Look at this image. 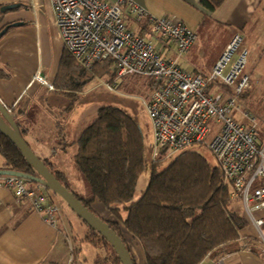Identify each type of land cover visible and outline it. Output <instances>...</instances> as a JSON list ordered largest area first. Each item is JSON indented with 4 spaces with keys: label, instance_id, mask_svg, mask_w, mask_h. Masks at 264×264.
<instances>
[{
    "label": "built area",
    "instance_id": "2783aa9c",
    "mask_svg": "<svg viewBox=\"0 0 264 264\" xmlns=\"http://www.w3.org/2000/svg\"><path fill=\"white\" fill-rule=\"evenodd\" d=\"M50 2L64 50L78 64L88 69L94 63L110 61L115 80L106 84L108 88L126 77H145L149 82L151 91L144 105L152 127L151 146L157 152L154 160L160 151L163 160H170L192 145L204 144L209 123L218 124L219 132L208 149L224 182L231 185L230 200L244 206V218L255 228V244L264 258V215L253 216L264 210V143L258 141L253 117L242 113L247 120L244 125L232 113L240 111L238 94L249 84L247 76L240 73L246 60V53L239 50L242 36L234 35L210 74L190 75L180 68L179 59L196 35L182 23L149 18L144 8L127 0ZM33 81L53 89L39 74ZM221 85L234 93L221 92ZM6 110L13 116L11 108ZM0 188L11 190L17 202L28 204L45 223H56L58 207L47 201L43 190L29 189L23 179L12 175H0ZM245 250L251 252L252 248L248 244ZM213 264L223 263L217 259Z\"/></svg>",
    "mask_w": 264,
    "mask_h": 264
},
{
    "label": "trees",
    "instance_id": "16d2710c",
    "mask_svg": "<svg viewBox=\"0 0 264 264\" xmlns=\"http://www.w3.org/2000/svg\"><path fill=\"white\" fill-rule=\"evenodd\" d=\"M224 1L200 0V5L210 14ZM9 77V72L0 67V80ZM97 78H107L108 84H114L115 74L110 61L94 63L86 69L64 50L52 86L55 93L68 99L67 111L73 108L79 93ZM146 83L148 86L149 82ZM220 88L229 94L234 93L222 85ZM245 90L238 94V99L248 102L250 92ZM19 130L25 140L28 130ZM71 145L76 147L73 156L75 169L91 189L87 200H82L70 190L65 174L54 169L55 165L49 159L38 158L90 211L95 200L107 209L115 220L108 222L110 228L122 239L129 253L121 229L139 243L145 264H199L208 254L215 258L222 256L226 252L224 248L237 242L248 225L246 219L230 207L233 201L229 198L231 185L224 182L220 167L211 166L203 155L189 148L177 153L166 167L157 171L163 156L160 151L151 163L146 189L137 201L131 203L147 165L138 124L118 108H99L96 119L79 133ZM0 156L4 161L1 169L37 176L19 150L1 133ZM28 185L33 188L38 184L31 182ZM45 191L49 192L48 189ZM121 206L126 211L125 217ZM82 224L87 228L82 241L103 252L102 255L98 253L93 262L120 264L109 243Z\"/></svg>",
    "mask_w": 264,
    "mask_h": 264
},
{
    "label": "crops",
    "instance_id": "0c3cea01",
    "mask_svg": "<svg viewBox=\"0 0 264 264\" xmlns=\"http://www.w3.org/2000/svg\"><path fill=\"white\" fill-rule=\"evenodd\" d=\"M127 1L144 8L149 18L180 22L196 35L195 42L179 59L180 68L190 75L208 74L224 52L229 37L235 34L242 36L241 44L247 46L249 53L264 47V0H225L210 14L201 7L200 0ZM7 5L14 7L0 11V29L15 23L21 25L6 30L0 37V67L10 74L8 79L0 80V102L12 109L19 129L28 130L21 125L26 111L18 115L15 108L26 95L33 98L43 93L42 88L46 93H54L52 83L64 46L50 0H0V9ZM209 31L215 34L214 38L228 34V39L215 52H208L204 48ZM201 39L204 40L202 44ZM165 55L171 57L170 53ZM36 74L43 77L53 89L49 90L46 85L33 81ZM64 105L63 109L69 104ZM3 165L4 161L0 158V169ZM25 185L29 189L43 190L47 201L54 203L51 194L43 186L31 188ZM91 206L102 213L106 218L104 221L115 222L98 201L95 200ZM261 213L263 216L264 210ZM66 224L60 215H57L54 225L45 223L41 214L33 211L28 204L17 202L11 190L0 188V264H96L93 260L98 253L103 254L102 249L95 250V257L93 255L89 259L83 256L78 260L81 253L87 252V248L74 245L69 240V224ZM242 231L240 239L225 247L226 252L222 256L215 258L210 254L199 264H213L217 259L222 260L223 264H264V258L258 253L255 244V229L247 225ZM121 233L135 264H145L139 243L123 228ZM248 244L252 248L251 252L245 250Z\"/></svg>",
    "mask_w": 264,
    "mask_h": 264
},
{
    "label": "rangeland",
    "instance_id": "374dc122",
    "mask_svg": "<svg viewBox=\"0 0 264 264\" xmlns=\"http://www.w3.org/2000/svg\"><path fill=\"white\" fill-rule=\"evenodd\" d=\"M214 31L216 32V30ZM214 37L215 34L209 31L207 45L204 44V48H207L208 52H215L220 47V44L228 39V34L224 33L222 37L220 35L216 38ZM233 37H229L230 40L225 48ZM203 41L201 39V44ZM156 48H158L157 45ZM247 49L246 45L241 44L239 50L246 53V60L240 73L242 76L246 75L248 78L249 84L246 89L249 90L250 96L248 102L238 99L240 111L236 112L233 110L232 113L244 125L247 123V120L241 117L242 113H247L253 117L258 141L264 143V47L252 53H249ZM237 53L232 58L230 64L234 62ZM230 64H228L224 73L228 70ZM146 82L147 79L145 77H126L118 79L117 85H112L111 88H108L106 86L109 83L107 78H97L87 85L83 92L79 93L73 108L67 111L63 109V105L69 103L66 97L55 92L46 93L42 88L43 93L38 96L32 98L26 95L18 103L15 112L19 115L21 112L26 111L21 120V125L28 128L29 133L24 135V138L35 155L41 159H49V162L55 165L54 169L63 172L67 178L70 190L76 193L82 200H87L91 196V189L85 179L75 169L73 156L76 153V147L72 146L71 142L76 140L79 133L96 119L99 108L115 107L127 113L138 124L142 132L144 157L147 165V169L138 180L132 203L137 201L146 189L151 174L150 166L157 153L151 146L153 141L152 127L144 105V98L148 95ZM220 91L223 92L225 90L220 88ZM17 119H19V116ZM217 125L215 121L209 123V134L204 144H196L189 147V149L203 155L211 166H216L217 162L208 149V144L219 132ZM0 158L2 157L0 156ZM170 160L161 159L156 170L161 171L169 164ZM24 183L31 184L27 180ZM49 193L52 196L54 204L58 207L57 215H60L63 223L69 224V240L74 245L83 246V248L86 246L87 248V252L84 251V255L81 253L78 260L83 256H87L89 259L93 255L95 257L96 249L82 241V235L87 231L85 225L82 224L81 220L67 207L58 195L51 191ZM129 204H126V206ZM251 205L249 204V206ZM230 207L237 214L243 216L245 213V208L240 201H231ZM90 208L97 216L106 220L102 213L96 210L95 206H90ZM121 213L125 217L126 211L122 209V206ZM253 216L258 218L262 216V213L254 212ZM248 226L253 227L251 223ZM262 230L264 231V227ZM255 233L257 234L256 230ZM88 264L92 263L89 262Z\"/></svg>",
    "mask_w": 264,
    "mask_h": 264
},
{
    "label": "water",
    "instance_id": "95a60500",
    "mask_svg": "<svg viewBox=\"0 0 264 264\" xmlns=\"http://www.w3.org/2000/svg\"><path fill=\"white\" fill-rule=\"evenodd\" d=\"M13 5L1 7L0 11L12 9ZM21 23H15L5 26L0 31V37L6 32L9 26H17ZM0 133L6 137L20 152V155L33 168L37 176L17 173L13 171L0 169V175H12L23 180L30 181L34 184L43 186L45 189L58 195L67 205V207L91 230L104 238L114 253L116 254L120 264H133L129 251L127 250L122 239L115 234L110 228L108 222L104 221L78 200L71 191H69L55 176L51 173L44 162L39 159L31 150L29 145L21 136L19 127L13 116L9 114L6 107L0 102Z\"/></svg>",
    "mask_w": 264,
    "mask_h": 264
}]
</instances>
